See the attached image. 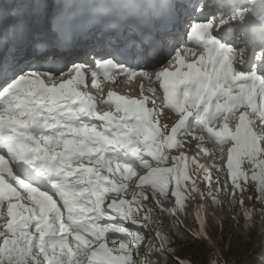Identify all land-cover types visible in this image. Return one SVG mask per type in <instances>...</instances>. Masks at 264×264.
I'll use <instances>...</instances> for the list:
<instances>
[{"label":"snow or ice","instance_id":"1","mask_svg":"<svg viewBox=\"0 0 264 264\" xmlns=\"http://www.w3.org/2000/svg\"><path fill=\"white\" fill-rule=\"evenodd\" d=\"M35 5L0 0V207L7 202L8 217L0 225V264H195L176 253L191 239L210 241L199 206L195 236L174 220V227L156 231L159 247L149 243L140 253L152 216L162 219L154 210L161 200L155 191L141 190L132 201L121 196L105 207L106 194L124 193L127 185L117 186L101 169L123 170L126 177L148 169L139 183L151 184L163 198L174 179L173 211L179 213L182 181L190 179L191 191L213 205L227 197L230 180L229 209L242 205L235 193L249 181L241 168L246 158L259 170L251 174L257 195L250 199L261 207L245 210L244 222L250 226L253 213H264V132L254 130L264 128V0H121L107 6L112 15L102 30L147 39L83 53L53 30L62 6ZM189 41L204 52L186 61L182 53ZM117 76H139L140 98L109 91L104 103L114 104L115 112L101 114L95 97L79 86H98L100 78L116 82ZM144 81L154 95L162 89L163 105L177 116L170 127L160 126L155 107H147L156 101L144 95ZM241 107L250 111H239L233 129L228 121L237 119ZM221 117V127L210 126ZM184 134L207 140L221 154L232 144L223 178L187 157L196 165L190 168L184 152L172 157L171 167L158 166L168 161L165 148L183 146L177 137ZM60 145L63 150L55 151ZM74 160L80 162L73 166ZM22 192L31 205L20 202ZM141 209L143 219L137 215ZM260 224L264 230V216ZM109 240L118 247H109Z\"/></svg>","mask_w":264,"mask_h":264},{"label":"rangeland","instance_id":"2","mask_svg":"<svg viewBox=\"0 0 264 264\" xmlns=\"http://www.w3.org/2000/svg\"><path fill=\"white\" fill-rule=\"evenodd\" d=\"M34 1L38 4L35 5L36 8L39 7V2L44 4L54 3L53 0ZM121 81L126 80L122 79ZM105 83H108V81ZM131 88L136 89V86L131 85ZM131 88L128 89L130 90ZM90 92L95 98L100 96L99 90L96 91L95 89H91ZM126 93L128 92H123V96ZM153 107H156V109H162V107H159L158 105L150 106V108ZM158 117L159 120L163 121V124L159 123L160 126L167 124L169 127L171 126L172 121L177 118L176 114L170 112V110L167 108L164 109V113L162 115L158 114ZM262 132H264V130ZM196 135L198 136L199 133H196ZM177 139L181 141L183 146L165 148L164 152L168 156V161L159 164V167H171L173 163L172 157L180 156L181 152L186 154V158L183 163H187L190 168H194L196 165L189 161L187 157L199 156L203 161H208L211 163L210 158H208L205 154V150L200 148V146L204 145L203 143H209L207 140L197 141L189 134L178 136ZM209 145L210 147H208V149L212 151H218V149L213 148L211 143H209ZM231 146V143L224 145L223 154L220 155L221 172L213 177L220 176L223 178L225 175L227 152ZM62 150L63 145L57 147V152ZM260 158L264 159V156H261ZM195 161L198 160L195 158ZM79 162L74 160V166ZM86 163L88 166H95L93 164H89L87 159ZM154 166H156L155 162ZM209 170L212 175V170ZM101 171L104 172V174L109 175V179H112L113 177L115 180H117V177H119L121 180L120 184L127 185L124 193H107L105 196V207L108 202L119 199L121 196H123L125 200L132 201V193L141 190L145 191L149 195L155 191L156 198L161 200V203L156 205L154 210L157 213L164 212L163 221L159 220L158 223V216H152L149 230L143 231L145 234V239L139 246L140 253H143L146 250V246L149 243L155 244L157 247H159V239L155 236L156 231L160 230L161 232H164L167 229L174 227V220L178 221L180 227L187 229L189 233L195 236V234L201 229L200 219L197 217V207L199 206L201 216L204 220L205 230L207 235L210 237V241L205 240L204 238L191 239L189 242H185L183 244L182 250L178 252V256L182 258L191 256L195 261V264L198 257H202L201 259L204 261L216 260L219 257H222L224 260H221V264H264V230H262L260 224V220L262 216H264V213H253L251 216L252 222L250 226L244 222L243 217L245 210L250 211L253 208L259 209L261 207V204L258 200L250 199V197H255L257 195L256 185L253 186L252 182H248L243 191L235 193L238 197L242 196L243 204L241 205L240 203H237L234 207L229 209V201L234 194L231 188L230 180L228 182L229 187L227 188V197L225 198L223 195H221L216 205L212 204L211 198H208L207 196L201 198L198 193L191 191V179L188 181H182L181 191L183 192L185 198L182 202V206L179 209V213H177L173 211V209L177 207L175 197L171 196V192L176 187L174 179L169 184L168 197L163 198L159 196L158 191L154 190L152 186L149 185V183H139L140 177L147 175L148 169L137 170V172L139 171L138 176L134 177L132 180H128L129 177H126V174L123 172V170L116 172L114 169L113 172L115 174L113 173L114 175L112 176L110 173L105 172L104 169ZM197 183L202 184L203 182L202 180L198 179ZM115 193H118L119 195H115ZM153 203H155V201H153ZM145 211L146 209H141L138 211L137 215L140 219H143ZM238 214L239 218H236L238 217ZM7 219V202H5L4 205L0 207V225L4 224ZM115 235L119 236V234ZM108 246L118 247V245H113L111 240L108 241Z\"/></svg>","mask_w":264,"mask_h":264},{"label":"bare ground","instance_id":"3","mask_svg":"<svg viewBox=\"0 0 264 264\" xmlns=\"http://www.w3.org/2000/svg\"><path fill=\"white\" fill-rule=\"evenodd\" d=\"M46 7H50V6H46ZM257 27H258V25H257ZM189 46H186L185 47V49H186V51L184 52V53H182V54H184L185 55V59L187 58V57H189V59H186V60H192V59H195L196 57H198V56H200L201 54H203V52H195V50L192 52V51H188L189 49H191V47H192V45L191 44H188ZM191 45V46H190ZM197 49V48H196ZM200 49H202V47L200 48ZM188 51V52H187ZM235 65V64H234ZM124 80V79H127L126 77H121V76H117L116 77V82H114L111 78H108V79H103L102 78V82L103 83H105V82H110L111 83V86H109L107 89H106V87H105V89H106V91L107 92H109V91H111V90H113V87H114V85L115 84H120V85H122V82L123 81H121V80ZM128 80V79H127ZM134 81V85L136 86V89H133V91H131V92H136V91H138V88L140 89V77L139 76H137L134 80H132V82ZM145 82V81H144ZM137 83V84H136ZM105 84H107V83H105ZM97 85L98 86H95V90L96 91H98L99 90V88H100V84L99 83H97ZM158 86V85H157ZM146 87L148 88V86H145V84H144V92H145V89H146ZM128 88H131V87H125V90L127 91V90H129ZM126 91H120L119 93H117V94H119V95H123V92H126ZM160 91V93H162V89L161 90H159ZM124 96H126V95H124ZM245 111V110H244ZM164 113V110H163V112H162V114ZM175 121V120H174ZM174 121H172V123H174ZM219 122H217V124H218ZM263 130H264V128H263ZM219 151V150H218ZM138 174V173H137ZM21 202V201H20Z\"/></svg>","mask_w":264,"mask_h":264},{"label":"trees","instance_id":"4","mask_svg":"<svg viewBox=\"0 0 264 264\" xmlns=\"http://www.w3.org/2000/svg\"><path fill=\"white\" fill-rule=\"evenodd\" d=\"M241 168L246 171L248 173V176H249V181L248 182H252L253 183V186L256 185V182L255 181H252L251 180V174L253 171H259L258 169L254 168L252 165H250V163L248 162V160L245 158L243 161H242V164H241ZM170 184V183H169ZM169 187V185H168ZM162 214V219H159L160 221H163V218H164V212L163 213H160ZM144 237H145V234L143 233ZM145 239V238H144ZM144 239L142 240V242L144 241ZM141 242V243H142ZM176 255H178V253H176ZM202 257H198L196 259V264H210L211 261H204L203 259H201ZM216 260H219L220 261V264H221V260H224V258L222 257H219L218 259Z\"/></svg>","mask_w":264,"mask_h":264}]
</instances>
